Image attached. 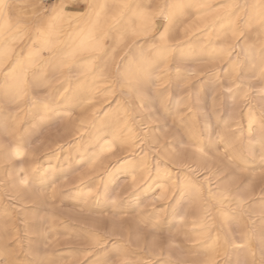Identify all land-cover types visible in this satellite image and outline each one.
Masks as SVG:
<instances>
[{
    "label": "bare ground",
    "instance_id": "6f19581e",
    "mask_svg": "<svg viewBox=\"0 0 264 264\" xmlns=\"http://www.w3.org/2000/svg\"><path fill=\"white\" fill-rule=\"evenodd\" d=\"M24 1L26 0H0V170L3 173L1 179L3 184L0 186V214L10 210L3 199L5 189L11 192L15 200L22 203L23 209L20 213L24 220L23 229L27 234V244H24L25 242L23 244L26 252L34 256L33 260L39 264L48 258L47 252L40 244L42 241L39 242L40 238L35 235L37 241L33 244L31 238L34 237H30L36 228V225L31 224V219L38 205L41 206L40 204L43 203L45 194L38 193L34 181L41 183L43 180L53 178L57 168L65 165L63 161L68 162V169L73 168L69 167L73 164V159L56 158L50 161L49 157L45 158L39 175L34 177L31 165L28 166L25 163L30 144L31 124L26 125L24 130L19 132L20 120L17 118L18 115L11 117L9 107L15 105L19 98L28 95L29 108L26 115L33 120L32 124L35 125L39 119H45L47 109L57 105L56 96L51 101L40 103L33 92V86L45 84L52 76L64 72L65 67L69 66L68 71L74 72L77 78L70 83L68 81L70 76L63 74L66 77L64 85L66 87L71 85L69 92L65 90L67 93L64 95V101L67 103L92 99L97 92L98 84L104 79L109 78L113 89L114 86L120 87V93L114 103L109 108L105 107L102 115L94 118L92 122L93 129L103 132L99 135L101 148L120 142L124 151L127 152L126 156L116 161L112 167L95 168L94 173L78 186L82 194L81 196L76 194L79 200L85 199L92 188L99 186L100 197L105 198L116 211H121L129 203H139L144 198L147 188L141 186L134 189L130 192L132 200L122 202L117 199L118 192L115 189L120 175H129L136 182H139L142 176L159 178L158 182L164 189L170 187L177 190V196L169 207V221L181 223L185 227H194L192 231L200 234L203 239L200 247L202 252L207 254L206 264H264V194L257 193L253 183L243 184L233 174L223 176L222 182L215 190L211 187L204 191L201 180L198 181L195 175L198 168L195 170L193 167L201 165V160L206 158L205 143L204 146L197 144L199 150L194 152L197 151L198 154L191 156V160H186L183 153H178L180 149L173 151L177 150L178 144L182 143V140L175 139L169 142L171 150L167 152V155H157L152 159L148 152L150 149L145 143L149 139V133L143 130L140 121L132 117L129 102L130 97L134 96L145 108V106H152L151 99L154 101L155 98L161 97L154 87V81L159 77V68L174 55L173 51L177 44L172 43L171 34L174 33L178 22L192 12L199 16V27L204 32V37H208V41L200 39L197 42H187L189 47L186 50L178 48L176 57L180 59L186 53L192 54L196 50L197 53L208 55L214 60L225 57L229 60L233 59L231 67L235 68L241 64L239 54H243V57L249 61L251 69L257 70L264 67V53L259 52L252 42L246 44L241 42V39L237 40V35L243 31L241 25L243 16H247L249 25L256 24L264 32V0H223L222 4L225 7L215 12L212 7H209L210 2L207 0H165L164 8L157 12L149 10L148 3L151 0H89L88 8H82L84 10L82 14L74 19L66 16L74 0H55L48 14L34 27H31V23L25 26L19 24L22 22L20 6ZM245 1L249 5L247 10ZM214 14L217 16L215 22ZM158 20H162L164 24L156 37L151 39ZM107 38L112 41V49L105 51ZM41 40H45L46 44H42ZM119 47H122V50L117 56ZM245 91H248V88H237L232 94L233 99L235 98L236 101L246 96ZM173 98L174 106H178L181 101L177 96ZM255 108V104L250 100L244 113L249 131L248 148L251 151L254 150V146H259L262 151L261 162H263L264 125L255 112ZM57 110L65 113L71 108L59 107ZM234 117V113L230 114V118ZM223 123L228 126L230 120ZM82 131L83 127H79V133ZM104 133L107 135H103ZM155 135L154 142H157L159 137L156 133ZM81 137L82 134H79L63 147L67 152L71 147L79 148ZM189 140L193 142L196 138L190 135ZM232 140L224 139L226 144H231ZM17 152H22L23 155L17 156ZM78 152V155H75L76 161L81 157L87 158V149H81ZM96 156L92 157V162ZM94 166L92 164V169ZM257 194H259L258 197ZM201 195L205 198V202L200 200ZM247 212H253L255 218L248 219ZM13 222V233L17 235L19 232L17 224ZM42 224L41 222V226ZM6 225L0 216V262L2 258L7 260L10 257V252L5 245ZM73 225L74 223L70 221L71 229ZM76 225L78 224L74 226ZM70 227L65 226L67 229ZM86 227L88 228L89 225ZM87 231L93 244L98 246L105 245L106 239L114 237L116 241L113 248L126 260L124 264H199L192 259L195 249L190 247L185 250L184 246L174 247L169 243L162 246L156 239L146 242L141 231H125L123 223L115 218L110 221L107 236L103 237L99 233L90 232L89 229ZM185 231L188 237V231ZM37 233L40 237V233ZM21 237L16 238L17 245L23 247ZM105 249V246L100 250L97 249L96 253L101 254ZM102 261L97 264H102L100 263ZM88 262L91 261L88 260Z\"/></svg>",
    "mask_w": 264,
    "mask_h": 264
},
{
    "label": "rangeland",
    "instance_id": "374dc122",
    "mask_svg": "<svg viewBox=\"0 0 264 264\" xmlns=\"http://www.w3.org/2000/svg\"><path fill=\"white\" fill-rule=\"evenodd\" d=\"M88 1L74 0L72 4L70 3L71 5L66 12V16L74 19L82 14L84 11L82 8L86 9L89 6ZM164 1H149V10L157 12L159 9H163ZM207 1L210 2L209 7H212L214 12L225 7L222 4L223 0ZM54 2L55 0H26L22 2L20 6V19L22 22L19 24L25 26L31 23V27H34L48 14ZM245 3L247 4V1ZM246 4L245 9L247 10L249 5ZM213 19L214 22L217 20L216 14L213 15ZM157 22V27L152 33L151 39L156 37L157 32L164 24L162 20H158ZM241 25L243 27L241 33L243 36L237 33V40L241 39L240 41L246 44H251L252 42V45L259 52L264 53V32L256 24L249 25L247 23V16L241 18ZM171 39L173 44H177L173 51L174 55L163 64L164 66L159 68V77L154 81V87L159 91L161 97L158 99L155 98L154 101L151 99L150 103L152 106H145V108L134 96H131L129 100L132 117L140 121L143 130L149 133V139L145 143L150 149L148 150L150 157L154 159L157 155H167L169 153L168 151L171 150L169 142L179 139L182 140V143L178 144L177 150L173 151H179L180 149L178 153H183L186 160H191V156L198 154L197 151L194 152L195 150H199L197 144L204 146L205 143L206 158L201 160V165L193 167L195 170L198 168L195 171V175L199 179L198 181L201 180L200 182L203 184L204 191L211 187L212 190H215L225 175L233 174L243 184L247 182L253 183L255 191L264 194V161L261 162L262 151L257 145L254 146V150L250 151V148H248V123L244 117L246 107L251 100L258 109L255 108V112H257V115L264 125V67L257 70L251 69L249 61L246 60V57H243V54H239L241 64L235 66V68L231 67L233 59L229 60L225 57L223 59H215V62L214 58L212 59L208 55L199 54L196 50L192 54L186 53L180 59L176 57L178 48L186 50L189 47L187 42H197L200 39L208 41V37H204V32L199 27V16L195 12L184 16L178 22L174 33L171 34ZM111 46L112 41L110 38H107L105 51L111 50ZM121 50L122 47H119L117 56ZM234 54H236L235 51ZM68 67H65L64 72L62 71L52 76L45 84L33 86V92L40 103L51 101L56 96L57 105L53 106V108L50 106L47 109V117L45 119H39L35 125L32 124L33 120L26 115L27 109L29 108L28 95L19 98L15 105L9 107L12 118L18 115L17 118L20 120L18 124L19 132H22L26 125L29 124L30 126L31 124L32 131L25 163L28 166L31 165L30 168L31 170L33 169L32 175L34 177L39 175L42 162L48 157L50 161L56 158L73 159V164L69 166L73 168L68 169V162L63 161L65 165L57 168L53 178L43 180L41 183L40 181H34L38 193L41 195L45 193L43 195L44 201L40 204L42 208L38 205V210L36 209L35 215L31 219V224L36 225L34 234H32L33 236L30 234V237H34L31 238V242L34 244V241L36 242L37 238H40L39 242L42 241L44 243L42 244L40 242L48 256L46 261L39 264H97L101 260H103L100 262L102 264H124L126 260L113 248V244L116 241L114 237L106 239L105 245L99 244L98 246L93 244L90 234H88L89 231H87L89 229L90 232L99 233L103 237L107 236V232L110 230V221L113 218L123 223L125 231H141L140 233L142 237L144 236L143 238L146 242L151 239H156L162 246H166L169 243L174 247L184 246L183 248L185 250L191 247L196 251L192 259L199 264H206L205 260L207 257L205 256L207 254L204 251L202 252V248L200 247L203 239L200 237V234L192 231L194 227H185L181 223L176 224V222L172 223L169 221V207L177 196V190L170 187L164 189L158 182L159 178L142 176L139 179L140 181L136 182L129 175H120L117 179L118 184L115 185V189L118 192L117 199L122 202L132 200L130 192L134 189L141 186L147 188V192L143 195L144 198L139 203H129L121 211H116L105 198L100 197L99 186L92 188L85 199L79 200L77 195H80L81 192L78 186L90 174L94 173L95 168L104 167L106 169V167H112L116 161L124 158L127 152L124 151L125 149L120 142H115L113 145L101 148L102 143L99 135L103 132L102 130L93 129L92 122L94 118L102 115L105 107L109 108L114 103L120 93V87L114 86L113 89L111 87L112 82L109 78L104 79L98 84L97 92L93 97L94 99L67 103L64 101V95L69 92L71 85L68 87L64 85L66 77L63 74L70 76L68 80L70 83L77 78L74 72L68 71ZM239 87L248 88V91L244 92L247 95L235 101L232 94ZM173 96H177L181 101L178 106H174ZM200 97L203 98L201 99ZM59 107H70L71 110L68 111L69 113H64L63 111L57 110ZM233 113L235 117L230 118V114ZM228 120H230V123L228 126H225L223 122ZM85 121L88 122L85 123ZM79 127H83L81 133H79ZM155 133L159 137V141L157 142H154V138L156 137ZM79 134H82L79 141L81 145L79 148L71 147L67 152L63 146ZM103 135H107V133ZM190 135H193L198 142L196 140H193V142L190 141ZM228 138L233 139L231 144L225 143L224 139L227 140ZM79 149H87L88 154L87 158L81 157L80 160L76 161L75 155H78ZM94 156H96V159L92 162L91 159ZM92 164L96 166L93 169ZM2 175L3 173L0 170V186L3 184V181H1L3 178ZM164 192L166 193L164 194ZM3 199L10 208L9 212L4 211L0 214L3 223L5 225L7 224L4 230L7 237H5V245L7 246L8 252H10V257L7 260L2 258L0 264H38L33 260L34 256L28 254L24 248V244H27V234L25 229H23L24 220L20 213L23 209L22 203L15 200L11 192L5 189L3 190ZM204 199L201 195L200 200L205 202ZM246 216L252 220L255 218L253 212H247ZM13 221L17 224V231H19L17 235L13 233ZM70 221L74 225H78H73L74 229H71L69 226ZM41 222L43 226H41ZM82 225L83 227L89 225V227H86L87 230L83 227L82 229ZM65 226L70 228L67 229ZM185 230L188 231V237L185 235L187 233ZM37 232L40 233V237ZM35 235L38 237L36 238ZM18 237H21V245L23 247L17 245ZM185 238H188V240H185ZM100 246H105L106 249L103 253L97 254L96 252L102 248ZM88 260L91 262H88Z\"/></svg>",
    "mask_w": 264,
    "mask_h": 264
},
{
    "label": "snow or ice",
    "instance_id": "6c2138e0",
    "mask_svg": "<svg viewBox=\"0 0 264 264\" xmlns=\"http://www.w3.org/2000/svg\"><path fill=\"white\" fill-rule=\"evenodd\" d=\"M4 6H6V5H4ZM101 7H103V6H101ZM41 43H42V44H46V41H45V40H41ZM16 155H17V156H22L23 153H22V152H17Z\"/></svg>",
    "mask_w": 264,
    "mask_h": 264
}]
</instances>
